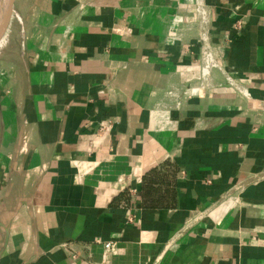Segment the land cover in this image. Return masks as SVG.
<instances>
[{
  "label": "crops",
  "instance_id": "1",
  "mask_svg": "<svg viewBox=\"0 0 264 264\" xmlns=\"http://www.w3.org/2000/svg\"><path fill=\"white\" fill-rule=\"evenodd\" d=\"M13 13L0 264H264V0H15ZM203 36L222 66L208 77Z\"/></svg>",
  "mask_w": 264,
  "mask_h": 264
},
{
  "label": "built area",
  "instance_id": "2",
  "mask_svg": "<svg viewBox=\"0 0 264 264\" xmlns=\"http://www.w3.org/2000/svg\"><path fill=\"white\" fill-rule=\"evenodd\" d=\"M197 12L198 15L200 17V19L202 20V22H207L209 21V12L208 10L203 7V5H199V7L197 8ZM241 23L239 22V24L237 25L238 28H240ZM179 39L180 37L178 36H172V39ZM202 43H203V47H202V52H201V69H202V74L204 77H208L211 69L212 68H222L221 64L217 61V59L215 58V54L213 52V45L211 43V41L209 40L208 37H202ZM226 41L229 42L230 39L228 37V35L226 36ZM222 50V49H221ZM109 127V125H107L106 123H103L101 125V129L102 130H106ZM115 243L112 241L109 242H105V248L106 249H114Z\"/></svg>",
  "mask_w": 264,
  "mask_h": 264
},
{
  "label": "bare ground",
  "instance_id": "3",
  "mask_svg": "<svg viewBox=\"0 0 264 264\" xmlns=\"http://www.w3.org/2000/svg\"><path fill=\"white\" fill-rule=\"evenodd\" d=\"M13 1L14 0H0V30L4 27L9 19V14L13 8ZM6 28L7 27H5V29Z\"/></svg>",
  "mask_w": 264,
  "mask_h": 264
},
{
  "label": "rangeland",
  "instance_id": "4",
  "mask_svg": "<svg viewBox=\"0 0 264 264\" xmlns=\"http://www.w3.org/2000/svg\"><path fill=\"white\" fill-rule=\"evenodd\" d=\"M15 1V0H14ZM14 1H13V8H12V10H11V13L9 14V19H8V21H7V23L4 25V27L0 30V41L2 40V39H4V37L6 36V34H7V28H8V25H9V23H10V21H11V19H12V17H14ZM7 25V26H6ZM5 27H7L6 29H5ZM5 30V31H4ZM4 31V32H3Z\"/></svg>",
  "mask_w": 264,
  "mask_h": 264
}]
</instances>
